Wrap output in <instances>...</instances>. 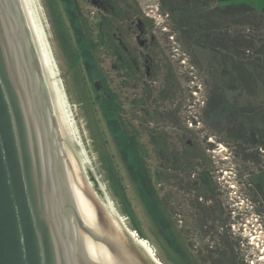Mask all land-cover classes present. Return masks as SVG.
I'll use <instances>...</instances> for the list:
<instances>
[{
  "label": "rangeland",
  "instance_id": "374dc122",
  "mask_svg": "<svg viewBox=\"0 0 264 264\" xmlns=\"http://www.w3.org/2000/svg\"><path fill=\"white\" fill-rule=\"evenodd\" d=\"M34 1L44 29L42 48L74 136L126 230L161 264H201L197 250L210 238L202 240L193 216L204 217L212 229L227 232L241 264L255 262L264 246V198L256 187L264 181V151L244 138L250 130L264 134V56L242 47L239 54H228L224 65L212 49L216 45L200 40L199 28L212 38L223 34L230 40L240 34L262 46L264 0L247 1L258 9L255 23L217 20L205 12L192 31L181 27L180 18L171 16L162 0H131L130 5L150 20L146 38L149 41L152 34L157 43L142 51L157 60V67L153 79L142 72L136 87L129 89L120 88L110 50L97 42L95 9L85 0ZM236 63L243 73L234 69ZM95 79L119 92L120 108L111 114H102ZM170 83L173 86L167 88ZM141 99L145 103L133 111L131 100ZM172 117L182 128L184 155L177 157L181 169L172 170L167 182L156 181L163 161L148 141L146 126L152 132L176 133ZM169 161L172 164L171 156ZM203 176L212 192L203 187ZM243 228L255 232L258 247L242 246L243 237L236 231Z\"/></svg>",
  "mask_w": 264,
  "mask_h": 264
},
{
  "label": "water",
  "instance_id": "95a60500",
  "mask_svg": "<svg viewBox=\"0 0 264 264\" xmlns=\"http://www.w3.org/2000/svg\"><path fill=\"white\" fill-rule=\"evenodd\" d=\"M0 264H161L93 176L23 0H0Z\"/></svg>",
  "mask_w": 264,
  "mask_h": 264
},
{
  "label": "flooded vegetation",
  "instance_id": "af4514ba",
  "mask_svg": "<svg viewBox=\"0 0 264 264\" xmlns=\"http://www.w3.org/2000/svg\"><path fill=\"white\" fill-rule=\"evenodd\" d=\"M180 1L181 0H166V3L170 7H174L173 9H176V4H179ZM85 2L95 9L97 15L93 18V25L98 29L96 39L99 44L104 45V47L110 50L109 54L114 59L111 68L120 81V88H135L136 83L140 81L142 72L145 74L146 78L153 79L156 73L157 60L147 54V52L142 51L148 50L150 47L153 48L157 43L152 34L149 36V41L146 38L150 30L148 15L144 14V12L141 14V12L135 8L136 6L130 5L131 0H85ZM136 45L139 46V50ZM170 86L173 85L170 83L167 85V88ZM93 88L96 100L101 102L100 109L102 114H111V112L116 109V106L120 108V104H117L119 92H112L102 81L97 79L93 81ZM163 92L164 91L161 93ZM165 94V97L168 96L167 92ZM79 101L82 103V99ZM143 103H145L143 99H141L139 103H137V100H131L130 106H132V110L135 111L137 110V106H143ZM123 106L124 104H121V107ZM160 117L162 118L161 114ZM172 120L175 121L176 119L172 117ZM175 125L176 133L173 134L163 129L161 132H152L150 127H148V125L146 126L147 130H149L147 134L148 141L152 147L156 148L157 156L163 161L160 168L166 170H160L161 173L155 175V179L161 180V182H167L168 174L172 170L173 172H179L181 169L177 157L180 155L183 157L184 155L181 147L182 138L180 136L182 128L178 120H176ZM172 140H176V144L171 142ZM259 150L264 151L262 149ZM170 156L173 161L172 164L169 165ZM261 184H263V186ZM203 187L205 186L203 185ZM256 187L260 190V194H262L264 198V181L258 183ZM207 188H209V190L211 189L209 183H207ZM211 209H213L215 214V207ZM221 225H223L222 221ZM199 226L201 227V224H199ZM221 229H223V227H221ZM216 230L217 229L214 228V231ZM218 231L220 232V230ZM221 233H224L226 239H229L230 236L228 235L227 237V232L222 231Z\"/></svg>",
  "mask_w": 264,
  "mask_h": 264
},
{
  "label": "trees",
  "instance_id": "16d2710c",
  "mask_svg": "<svg viewBox=\"0 0 264 264\" xmlns=\"http://www.w3.org/2000/svg\"><path fill=\"white\" fill-rule=\"evenodd\" d=\"M247 1L251 0H181L179 4H176V9H173L174 7H170L166 3V0H163L162 4L164 6H168V11L171 16L176 15L180 18L179 21H182L181 27L184 26V28H186L182 29L192 31L191 27L195 25L197 18L202 17L205 12L210 13L212 16L216 17L217 20L219 18H231L232 20L243 19V21H246L247 23L248 21H251V24L255 23L256 20L254 19V14L258 12V9L248 4ZM260 10L264 13V8H261ZM199 30L202 32L200 40H202L205 44L214 43L216 45L213 46L212 44V49L216 51L215 53L218 52L217 54H220L221 59H219V61H221L224 65L226 62V56H228V54H232V56L239 54L242 47H244L245 50L256 51V57L264 56V42H262V46L258 47L257 44H253L252 41L247 40L246 37L244 38L240 34L231 36L229 40L228 36H224L223 34L221 36H216V38H212L210 33H207L204 27H200ZM241 67V64L236 63L234 69L238 71V74L243 73L240 71L242 69ZM221 102H223L222 99L220 103ZM208 106L209 110H212V102L209 103ZM244 139L246 144H251V146H254L257 149L264 150V134H257L253 130H250L249 135ZM156 181L159 180L156 179ZM201 181L202 184L207 187V181L204 176L201 177ZM192 208L198 212L200 210L196 204H193ZM211 211L213 212V209H211ZM193 218L196 219L194 220L196 225L195 228L201 235L202 240L210 238L209 244H206L199 250L196 249L199 252L198 259L201 264H241V262L238 261L237 254L235 253L236 244L233 240L228 238L226 239L224 233H221L218 230L214 231L211 226L207 225L206 218H196L194 216ZM198 223L201 224V227ZM211 239H216L215 245L211 244Z\"/></svg>",
  "mask_w": 264,
  "mask_h": 264
},
{
  "label": "bare ground",
  "instance_id": "6f19581e",
  "mask_svg": "<svg viewBox=\"0 0 264 264\" xmlns=\"http://www.w3.org/2000/svg\"><path fill=\"white\" fill-rule=\"evenodd\" d=\"M23 2H24V4H25V7H26V9H27V12H28V14H29V17H30V19H31V21H32V24H33V26H34V29H35V31H36V34H37V36H38V38H39V41H40V43H41V46H42V44H43V42L44 43H46L45 41H44V32H43V26H42V24H41V22H40V19L38 18V15H37V12H36V6H35V1L34 0H23ZM33 2H34V4H33ZM48 49V48H47ZM44 51V50H43ZM45 54V53H44ZM45 57H46V60H47V63H48V59H47V55L45 54ZM51 73V72H50ZM51 76H52V74H51ZM52 79H53V76H52ZM55 87H56V90H57V86L55 85ZM58 92V91H57ZM58 95H59V93H58ZM59 97H60V100H61V96L59 95ZM63 100H61V102H62ZM62 105H63V102H62ZM63 108H64V105H63ZM65 110V109H64ZM66 113V112H65ZM142 244L146 247V245H145V243H143L142 242Z\"/></svg>",
  "mask_w": 264,
  "mask_h": 264
},
{
  "label": "built area",
  "instance_id": "2783aa9c",
  "mask_svg": "<svg viewBox=\"0 0 264 264\" xmlns=\"http://www.w3.org/2000/svg\"><path fill=\"white\" fill-rule=\"evenodd\" d=\"M252 218H254L259 223V221L257 220L258 219L257 217H255L254 215H252ZM233 232H235L234 229H233ZM236 232H238V234H240L243 237V241L244 242L241 243L242 246L244 244H246L251 249L258 247V244H257L258 242H255V238L257 237V235L255 234L254 231L251 230L248 233L247 232V229L243 228V229L237 230ZM253 233L255 235H253ZM246 234H248L249 236L246 237ZM260 253H261L260 256L257 257V260L255 262H253V260H251V261H248L245 264H264V246H262V249H261V252Z\"/></svg>",
  "mask_w": 264,
  "mask_h": 264
}]
</instances>
